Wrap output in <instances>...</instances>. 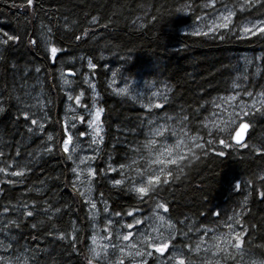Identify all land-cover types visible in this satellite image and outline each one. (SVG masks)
<instances>
[{
	"label": "trees",
	"instance_id": "1",
	"mask_svg": "<svg viewBox=\"0 0 264 264\" xmlns=\"http://www.w3.org/2000/svg\"><path fill=\"white\" fill-rule=\"evenodd\" d=\"M208 2L210 0H34L32 6H27L26 0H0V30L21 37L19 42L0 47V107L4 109L0 111V150L14 157L19 147L22 156L17 159L32 161L23 177L0 173V204L35 200L43 205L44 201H49L61 209L54 214L56 231H52L43 213L22 217L19 227H5L0 231V241L12 247L0 248V256L13 260L17 256L22 260L27 257L28 264H88L92 226L87 204L73 187L72 162L62 149L65 92L59 78L63 67L78 71L79 74L72 77V92L75 97L83 91L81 103L90 104L93 99L90 83L85 82V70L77 63L83 57L96 65L91 79L99 93L97 104L103 109L104 140L95 163L98 176L94 193L100 199L103 193L101 200L107 202L110 212L123 214L137 210L136 214L143 215L153 210L155 198L142 202L126 186L114 185L112 180L119 178V174L108 171L109 165L119 167L126 163L134 154L132 147L149 138L151 126H146L147 118L155 119L156 123L166 122L169 129L179 132L184 127L190 136L203 137L199 142L211 139L213 143L206 145L207 156L198 150L201 158L185 167L179 180L170 181L158 193L160 202L169 206L167 216L178 227L187 232V226L193 221L200 226L199 233H189L188 237L177 235L175 245H194L204 237L206 228L223 232L230 224L229 218L235 217L241 221L235 224L245 241L242 256L255 263L264 260V197L260 196L264 181L257 179L264 174V155L251 147L234 145L229 136L210 137L205 127L215 110L217 97L238 93L244 98L245 88L264 90H256L264 86V36L243 32L237 35V30L225 29L207 35L187 32L186 28L198 24L197 16L214 17L223 10V4L231 6L237 0H217L215 8L201 7ZM186 3L193 8L177 11ZM250 12L254 17L261 16L264 6L258 5ZM240 15L237 11L234 19H239ZM93 16L99 18L98 23H91ZM73 21L78 23L73 24ZM65 23L71 30L63 27ZM47 27L53 28L55 44L63 49L55 60L41 36ZM85 30L86 36L83 35ZM76 36L82 38L77 40ZM33 39L36 44L30 42ZM242 55L251 56L250 65L243 64ZM115 66H122L125 75L132 79L167 86V102L159 100L146 109L132 98L114 94L108 81V68ZM234 82L242 87L233 89ZM31 92L42 95L40 101L51 117L43 133H29L30 121L22 116L24 110H39ZM157 104L163 107H155ZM185 115L188 120L182 121ZM245 119L251 123L246 143L264 146V110ZM48 134L53 135L55 147L52 152L44 153L42 148L46 147V142L47 145L52 143L47 141ZM222 138L232 147L224 148L219 143ZM220 151L226 155L219 156ZM29 152L34 159L28 156ZM169 169L176 173L175 166L169 165ZM249 178L254 180L253 185L246 183ZM236 181L241 182L240 190L234 187ZM36 188L43 191L38 193ZM122 217L130 219L126 215L118 218ZM33 223L38 224L37 229L31 227ZM0 227H3L2 219ZM73 228L78 230L75 242L59 238V232L70 234ZM229 251L235 259L229 258L226 264H245L234 250ZM190 255L195 264H200L203 253ZM155 259L151 258L149 264H155Z\"/></svg>",
	"mask_w": 264,
	"mask_h": 264
},
{
	"label": "snow or ice",
	"instance_id": "2",
	"mask_svg": "<svg viewBox=\"0 0 264 264\" xmlns=\"http://www.w3.org/2000/svg\"><path fill=\"white\" fill-rule=\"evenodd\" d=\"M217 0H210L208 3L201 5L203 8H215ZM27 6H32L34 0H26ZM264 6V0H243V2L233 3L231 6L225 3L222 5L223 11L215 18L205 16H197V22L203 24L208 28V32H215L218 29H225L229 32L237 30L235 34H240L243 32L247 35L255 36L259 34L264 36V14L261 16H252L250 10L257 8V6ZM24 6V5H21ZM190 8H193L192 4H184L177 11L186 12ZM194 10V9H193ZM237 11L240 12L239 19H234L237 17ZM67 20V18H65ZM99 22L97 16H93L91 23L96 24ZM73 24L78 23V21H73ZM43 27V26H42ZM65 29H70V26L65 23L63 25ZM107 27V25H104ZM208 32H197L194 34L207 35ZM222 34V33H221ZM83 35H88L87 30L83 32ZM41 36L45 42L46 49L50 51V55L53 60L58 57V54L63 51L62 48H58L54 41L53 28L47 27L45 31L41 33ZM80 40L81 36L75 37ZM21 37L19 35L10 34L9 32L0 30V47H8L11 43L19 42ZM36 44L35 39L30 41ZM88 67L94 69L96 65L91 59H88ZM37 72L40 71L39 68L36 69ZM75 75L74 72L71 73ZM115 75V74H114ZM63 83L65 85H70L72 81L64 78V73H61ZM247 79V77H244ZM88 82L87 80L85 81ZM90 87L94 91V96L92 99V104H82L81 98L84 96V92L81 91L79 95L75 97L68 93L67 99L69 101L75 100L76 107L69 105L70 115L66 117L63 121V137H62V149L63 152L67 154V159L73 163L71 172L74 175L73 187L76 188L78 194L87 202L90 206V221L93 227L96 226L99 218V210L97 209V202L93 198L95 192V181L98 176L97 169L93 166L92 161L95 159V155H84L83 153L87 149H91L92 145H98L103 142L101 136V114L103 112L102 108L96 106L97 97L99 93L95 92V85L90 84ZM233 89L241 88L242 85L239 83H233ZM121 93H126L127 88L119 89ZM245 94L252 98L251 105L247 102H241L239 105L240 111L236 112L235 107H233L232 113H230L229 122L223 127L213 126L212 129L208 130V136L215 137L217 135L223 134L224 136H231L232 131L236 127L240 129L236 133L235 139L237 145L242 148L251 147L256 153L264 155V146L257 147L256 145H249L247 143H242L244 140L243 132L251 127L250 122H243L242 118H246L254 112H261L264 110V90L259 92L248 91L245 88ZM236 95H231L228 97L221 98L223 102L229 103L237 99ZM19 99V97L17 98ZM168 97L164 96L165 102H167ZM23 103V101H21ZM259 105V107H257ZM151 107L152 105H147ZM26 107H37V105ZM157 108L163 107L162 104L155 105ZM219 107V105H217ZM77 108L83 109V114L77 111ZM38 111L31 112L24 110L22 112L23 119L25 121H30V126L27 131L29 133H34L36 131L43 133L45 130L46 122L51 119L46 110V106L38 101ZM3 107H0V111H3ZM171 119V117H169ZM182 121H187L188 116L181 117ZM154 121L150 120L149 124H153ZM79 125V126H78ZM80 126L84 127L81 130ZM207 127V125H205ZM89 129L91 131H89ZM153 136L163 137L165 132H172L173 135H177L178 139L173 148H166L167 159H161L165 155V152H159L155 147L157 141L155 139H148L141 147L146 150L150 155L152 153H158L153 163L159 164L161 167L156 171L141 170L139 167H134L137 165V160L135 157L131 158V163H121L119 165V179H113L112 183L116 186H126L130 192L135 193L139 199L143 202L145 199L155 198L156 202L154 204L151 215L148 219L152 220V225L149 227L151 231H138L133 232L132 229H136L138 225L145 223L144 220L136 219V211H128L127 213L115 212V217H121L126 215L132 217L135 223H120L119 220H114L111 218L110 209L105 201V207L103 212L109 214L105 217V235L101 236L99 233H93L91 236L92 247L89 248L88 264H149L148 259L152 258L156 254H160V259L166 264H195L192 256L190 254H200L203 253L204 256L200 261V264H226L229 258L235 259V256L229 251L228 247L231 246L238 253L243 255L244 239L242 235L238 232H229L228 234H215V229H205L204 235H208L212 232L213 235L210 237L211 243L204 241L202 238L198 239L197 242L193 244H185L182 247H177L174 243L177 235H182L188 237L189 233H199L200 226L193 221L187 226V232L182 228L178 227L175 222L172 221L170 217L160 214V209L164 213H169L170 209L166 202H160L158 193L163 190V186L168 185L172 180H179L180 174L184 173L185 167L190 165L195 160L201 158L197 154L198 150L203 152V155H208V150L206 145L211 146L213 141L211 139L201 143L199 141L203 140V137L190 136L189 132L181 127L180 133H176L174 130L158 126L150 129ZM183 135V139L179 138V135ZM85 137L89 139L85 141ZM188 141L187 143L185 141ZM47 141L52 142L46 147L42 148V152L50 153L55 147V141L52 134L47 135ZM219 143L223 144L224 148L232 147L226 139H219ZM215 151V149H211ZM98 151V148L96 149ZM136 153L141 152V148L135 149ZM219 156H225L226 153L220 151L217 153ZM22 156V152L18 147L15 156H7L3 150H0V173L6 176L23 177L26 172L30 170L31 160H21L17 159ZM29 157H33V153H28ZM35 157H33L34 159ZM187 162V163H186ZM165 165L175 166L176 173L171 169L165 167ZM10 169H15L10 171ZM108 171L117 172V169L109 165ZM134 173V174H132ZM258 180L264 181V174L257 177ZM11 182V181H9ZM246 183L248 185H253L254 180L249 178ZM234 187L237 190L241 188V182L236 181ZM36 192L41 193L43 189L36 188ZM2 195V191H0ZM260 196L264 197V191L260 192ZM101 199L103 198V193H100ZM245 204L247 203V197L245 198ZM61 209L59 207H54L49 201H44L43 205H38L35 200L31 203L26 201L18 200L16 203L9 201L7 204H0V219L3 221V227H0V231H3L8 225H14L19 227V221L22 217H34L39 213H43L46 219L51 223L52 231H56V224L53 222L54 214L60 213ZM219 216V213H216ZM187 219V218H185ZM230 220H234L236 224H240V219L235 217H230ZM45 221H40L43 224ZM180 224H184V221H180ZM229 229H232V224L227 225ZM33 229L38 228L37 223L31 225ZM128 229L129 231H124ZM60 239H70L75 242L78 239V230L73 228V231L68 234L63 231L59 232ZM100 240L106 241L103 245L99 243ZM207 244L206 247L202 245ZM11 244H6L0 241V248L7 250L11 248ZM36 251H39L38 249ZM223 253V255H221ZM167 254V255H166ZM0 264H28V258L24 257L23 260L20 256H17L14 260L12 258H5L0 256ZM256 264H264V260L256 262Z\"/></svg>",
	"mask_w": 264,
	"mask_h": 264
},
{
	"label": "rangeland",
	"instance_id": "3",
	"mask_svg": "<svg viewBox=\"0 0 264 264\" xmlns=\"http://www.w3.org/2000/svg\"><path fill=\"white\" fill-rule=\"evenodd\" d=\"M222 11L223 10L219 11L213 18L217 17L219 15V13L222 12ZM185 30L187 32H192V33H197V32H201V31L208 32V28L205 27L203 24H199V23L196 24L195 26H191L189 28H186ZM244 35H247V34H244ZM242 57L243 58H241V60H242L243 64H245V65H250L251 62L253 61L251 56H249V55H242ZM77 63L79 64L80 69H82V70L84 69L85 70V72H84L85 80H87L90 84H93V81L91 79L92 76H91V72H90L92 70V68L88 67V60L83 58V57H80L77 60ZM123 70H124V68L122 66L121 67H116L115 66V67H109L108 68V71H109L108 81H109V85L111 87V91L114 94L119 95V96L122 95V96H127L129 98H132L133 100L139 102L141 105L145 106L146 109H150L151 108V107H148L147 105H149V104L152 105L156 101L164 100V96H167V93H168L167 86H165V85H157V84H155L153 82H149V81H146V80H135V79H132V78L126 76L125 72ZM62 72L64 73V68H62L60 70V77H59L60 78V86L65 92V94H64L65 95V100H64L65 105H64V114H63L64 115L63 116V121H64L66 119V117L71 114L70 110H69V105L71 104L73 107H76V105H75L74 100L73 101H69L67 99V95H68L69 92H71V94L74 96V94L72 92L73 88H72V83L70 85H65L63 83V79L61 77V73ZM77 74H79L78 71H76L75 75L72 76V77L74 78ZM72 77H68V76H66L64 74V78H67V79H69L70 81L73 82V78ZM82 79H83V77H82ZM124 88H127V92L126 93H121L120 91H118L119 89H124ZM90 89H91V95L94 96L93 89L91 87H90ZM258 89H264V86H262V88H257L256 90H258ZM251 91H253L255 93V92H259L261 90L255 91V89H251ZM95 92H97L96 88H95ZM31 95H32V100L34 101V103L38 104V101L40 103H44V102L40 101V97L42 96L41 94L31 92ZM233 95H235V94H233ZM229 96H231V95H229ZM224 97H228V96H224ZM221 98H223V97H217L215 99V110L211 114V116L207 119V121L205 122L207 124L208 130L212 129L214 125L216 127L225 126L230 120V113H232L233 107H235V111L236 112H239L240 111L239 105L241 104L242 101L243 102H247V104H249V105H251V103H252V98H249L247 95H245L244 98L241 97L240 95H238L237 99L235 101L231 102L232 106H230L229 103L223 102V100ZM36 100H37V102H36ZM90 103L92 104V101ZM91 104H88V105L91 106ZM217 105H219V107H217ZM96 106L98 107L97 103H96ZM257 107H259V105H257ZM62 111H63V107H62ZM77 111H79V112H81V114H83V111H81L80 108H77ZM101 116H102V114H101ZM150 120L154 121V123L153 124H149ZM63 121H62V124H63ZM147 121L148 122H147L146 126L147 127L151 126L150 129L158 127V126H162V127L168 128L166 122L156 123V120L153 119V118H151V119L147 118ZM100 126H101V129H102L101 136H102V139L104 140V129H103V126H102L101 122H100ZM83 127H86V126H83ZM150 129H149V132H148L149 133V138L148 139H155L157 141V144H156L155 147L159 150V152H165L166 148H173L174 145L176 144L178 136L177 135H173L172 132H165L164 136L160 137V136H153L151 134V132H150ZM89 131H91V130L89 129ZM174 131L176 133H178V134L180 133L177 130H174ZM179 138L183 139L184 137H183L182 134H180ZM88 139H89L88 137H85V141H87ZM147 140H145L143 143L135 144L136 146L132 147L133 148L132 151L134 152L132 157H135V159L137 160V165H135L134 167H139L142 171L143 170L156 171V170H158L161 167L159 164L153 163V160L156 158L158 153L154 152V153H152L150 155L146 150L142 149V147H141ZM185 142L187 143L188 141L186 140ZM101 144L102 143H99L98 145H92L91 149H87L83 153L84 155H95V159H94V161H92V164H93V166L95 168H96V164H95L96 160H97V158L99 156V153L101 152ZM46 146H47V142H46ZM97 148H98V151H96ZM137 148H141V152L140 153H136L135 152V149H137ZM131 158L126 163H131ZM161 159H167V153L166 152H165V155L163 157H161ZM72 166H74L73 163H72ZM112 167L116 168L117 172H115V173L119 174V171H120L119 167H116V166H112ZM165 167L169 169V165H165ZM132 174H134V173H132ZM119 178H120V176H119ZM119 178H117V179H119ZM73 179H75L74 175H73ZM93 198L97 202V209L99 210L100 215H99L98 222L96 223L95 227H93L92 222H91V226H92L91 234H93L95 232V233H99L101 236H103V235L106 234L105 231H104V229H105V217L108 216L109 214H105L103 212V209L105 207L104 201H102L99 197H97L95 193L93 194ZM86 204H87V207H88V214L90 216V211H95V210H90L89 204L87 202H86ZM159 211H160L161 215H165L166 217H168L163 212L162 209H160ZM151 213H152V211L150 213L143 214V215L136 214V219L144 220L145 223L142 224V225H138L136 229H132L131 231H133V232L145 231V230L151 231V228L149 226L152 225L153 222H152V220L148 219V217L151 215ZM111 218L114 219V220H119L120 223H135V220L132 217H130L129 220L126 219V218L124 220V217H122V218L116 217L117 218L116 219L114 213H111ZM230 224H232V229H229L228 226H227V229L225 231L216 232L215 234H225L226 235L229 232H233V233L238 232L237 226H236L234 220H231ZM124 231H129V230L128 229H124ZM212 235H213V233L210 232L208 235H204V237L202 239L204 241L208 242V243H211L210 237ZM99 243L101 245H103L104 243H106V241L100 240ZM202 246L206 247L207 244L202 245ZM89 247H92L91 238H90V246ZM229 250H234L235 253H237V255L240 256V258L242 259L243 263H245V264H256L255 262H253L254 261L253 259H252L253 260L252 261V260L242 256L240 253H238L231 246L228 247L227 251H229ZM222 255H223V253H222ZM203 256H204V254L200 258H203ZM154 257L156 258L155 259V264H166V262H164V261H162L160 259V254H156ZM146 259H148L149 262L151 260V258H146Z\"/></svg>",
	"mask_w": 264,
	"mask_h": 264
},
{
	"label": "water",
	"instance_id": "4",
	"mask_svg": "<svg viewBox=\"0 0 264 264\" xmlns=\"http://www.w3.org/2000/svg\"><path fill=\"white\" fill-rule=\"evenodd\" d=\"M239 131H240V129L237 128L236 131L234 132V135H233V141H234L235 143H237V141H236V139H235V136H236V133L239 132ZM243 136H244V140H243V141H245L246 138H247V136H246V130H244V132H243ZM243 141H242V142H243Z\"/></svg>",
	"mask_w": 264,
	"mask_h": 264
}]
</instances>
